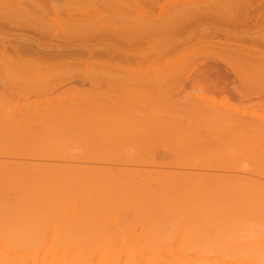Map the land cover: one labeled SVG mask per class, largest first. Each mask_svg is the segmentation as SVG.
Listing matches in <instances>:
<instances>
[{"label": "bare ground", "instance_id": "1", "mask_svg": "<svg viewBox=\"0 0 264 264\" xmlns=\"http://www.w3.org/2000/svg\"><path fill=\"white\" fill-rule=\"evenodd\" d=\"M262 24L264 0H0V264H264ZM219 36L201 86L242 106L168 91ZM57 77L82 87L23 90Z\"/></svg>", "mask_w": 264, "mask_h": 264}, {"label": "rangeland", "instance_id": "2", "mask_svg": "<svg viewBox=\"0 0 264 264\" xmlns=\"http://www.w3.org/2000/svg\"><path fill=\"white\" fill-rule=\"evenodd\" d=\"M143 11V10H142ZM139 12H141V11H139ZM143 13V12H142ZM142 13H140V14H142ZM264 25L262 24V26L260 25V29H261V31H263L264 32V27H263ZM259 29V30H260ZM180 33V32H179ZM177 34L178 35V37H179V35L180 34ZM262 33V32H261ZM184 35H185V33H184ZM182 36H183V33H182ZM181 36V37H182ZM186 36V35H185ZM184 36V37H185ZM183 38V37H182ZM218 38V40L217 39H215V43H213V44H211V43H205V46L203 45V46H201V47H195L194 48V50H193V48L188 52V53H186L185 51V53H183L184 54V56L182 55V57H183V60H184V62L186 61L187 62V64L189 65V62H193V60H194V62H196L199 58H200V60L202 59V57L201 56H203L205 59H207L206 57H208V59L207 60H210V58L214 55V57L215 56H217L218 54L220 55V53H221V51H222V49H223V45H222V43L224 44V42L226 41L225 40V38L223 37V36H219V37H217ZM222 38V39H221ZM219 39H221V41L219 40ZM223 40V41H222ZM217 41V42H216ZM213 42V41H212ZM209 44L210 45H212V46H209ZM224 45H226V42H225V44ZM146 46V45H145ZM207 46H209L208 48H206ZM197 48H198V50H197ZM200 48V49H199ZM206 48V49H205ZM202 49V50H201ZM194 52V53H192V52ZM197 51V52H196ZM203 51V52H202ZM191 52V53H190ZM210 52V53H209ZM218 52V53H217ZM220 52V53H219ZM201 53H202V55H201ZM217 53V54H216ZM185 56H186V58L188 59V61H187V59L185 58ZM200 56V57H199ZM182 57L180 58V59H182ZM190 57H191V59H190ZM193 57H196L197 58V60H195ZM190 60H192V61H190ZM200 60H198L199 61V63H198V61H197V63H198V65H197V63L195 64V63H192V67L190 68V66H189V69H191V71L189 70V72L188 73H190V72H193V73H191V74H188L190 77H191V79L190 80H192V78L194 79V82L193 83H196V82H198L199 84H197V86H192V85H190V84H187L188 86H186V87H184L185 89L183 90V88H180V90L182 89L183 90V93H182V90H181V92H179L180 90H178V92H177V90H175V88L173 87V88H168V91L170 90V92L172 91L173 92V95H175V94H179V97H181V98H183L184 96L186 97V95L187 94H189V96H192V97H201V98H205V99H207V100H212V102H214V103H216V102H218V104H220L221 102L223 103V102H225V100H227V98H228V96H229V98L232 96L230 93H228V94H224L223 92L224 91H221L220 90V93H218L217 92V90L219 89V87H216L215 88V91L217 92V94H215L216 96H214L213 95V93H215L214 92V89H213V93H212V90H211V92H210V89L208 90L207 89V92L205 91L204 92V90H206L204 87H206V86H208V85H210L211 83H208L207 81H206V79L204 78V77H202L201 76V74L199 73V72H203V70L205 71L206 69H204L203 68V66L201 65V63H200ZM212 60V59H211ZM186 64V63H185ZM201 65V66H200ZM136 66H138L137 65V63H135V65L133 66V69L136 67ZM141 68H142V66L143 65H139ZM139 68V67H138ZM195 68V69H194ZM136 69H137V67H136ZM225 69V68H224ZM193 76V77H192ZM208 78V77H207ZM201 79V80H200ZM205 81H204V80ZM234 79V78H233ZM236 79H234V81H235ZM0 81L2 82H4V78H3V76H0ZM204 81V82H203ZM211 80H209V82H210ZM232 82L231 83H233L234 84V81L233 80H231ZM237 81V80H236ZM215 82V81H214ZM214 82H213V84H211V86H213L214 85ZM187 83H189V82H187ZM193 83H191V84H193ZM215 83H217V82H215ZM219 83V82H218ZM217 83V84H218ZM236 84H231V87H237L238 88V86L239 85H242V84H240L239 82H238V84H237V82H235ZM201 84H205V85H202L201 86ZM216 84V85H217ZM222 84V83H221ZM221 84L220 85H218V86H221ZM73 85H77V86H79V87H82V84L81 83H79V82H69V81H67L66 80V78L65 77H57L56 79H53L48 85H40V86H34V87H32V88H26V89H23V90H25V91H29L28 93L30 94V91H31V96L32 95H34L33 96V98L35 97V95L36 94H34V93H36L37 92V89L33 92V89H35V88H43L44 86L45 87H55L56 89V92H58V93H62V92H65V91H67V89H68V87H71V86H73ZM198 85H199V87H198ZM0 86H1V83H0ZM90 85H89V83H84V88H87V87H89ZM191 86V87H190ZM204 86V87H203ZM215 86V85H214ZM246 85H244V86H241V88L244 90L245 88H247V86L245 87ZM44 87V88H45ZM161 87V86H160ZM201 87H203L202 89H201ZM210 86H208V87H206V88H209ZM230 87V88H231ZM243 87H245V88H243ZM157 88L158 87H156V88H154L153 89V91H152V94H157L158 96H159V94L161 95V96H163V97H160L161 99L162 98H164V96H166L164 93H163V91L161 92V89L163 90L164 88L162 87L161 89L159 88V90H157ZM212 88H214V87H212ZM221 88V87H220ZM239 88H240V86H239ZM29 89V90H28ZM156 89V90H155ZM176 89H179V88H176ZM187 89H188V91H187ZM248 89V88H247ZM250 89V88H249ZM167 90V89H166ZM165 90V91H166ZM174 90V91H173ZM202 90V91H201ZM230 90V89H229ZM246 90V89H245ZM164 91V92H165ZM168 91H167V94H169L168 93ZM171 92V93H172ZM186 92V93H185ZM226 92V91H225ZM33 93V94H32ZM210 93V94H209ZM228 95V96H227ZM227 96V97H226ZM236 96V95H235ZM264 94L263 95H261V93H260V97H259V95L258 94H254V95H252V96H250L251 97V99H250V101H253L252 99H254V102H258V99H259V102H261L262 101V98H263V102H264ZM168 97H170V96H168ZM175 97V96H174ZM178 97V98H179ZM187 97H188V95H187ZM224 97H226V99L224 98ZM254 97V98H253ZM262 97V98H261ZM166 98H167V96H166ZM173 98V97H172ZM176 98V97H175ZM216 98H218V100L216 99ZM216 99V100H215ZM235 99V100H234ZM257 99V100H256ZM233 103H237V104H239L238 106H242V104L245 102V101H242V100H240V102H239V100L237 101V99H236V97H233L232 96V99H230ZM227 101H229V99L227 100ZM231 101H229V102H231ZM229 104V103H228ZM228 104L227 103H224L223 105L224 106H228ZM236 104V105H237ZM245 105V104H244ZM242 108V107H241ZM245 109H242V111L241 112H243ZM250 111V110H249Z\"/></svg>", "mask_w": 264, "mask_h": 264}]
</instances>
